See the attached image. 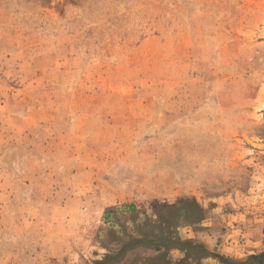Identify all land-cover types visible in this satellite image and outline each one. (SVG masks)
I'll return each instance as SVG.
<instances>
[{"label":"rangeland","instance_id":"1","mask_svg":"<svg viewBox=\"0 0 264 264\" xmlns=\"http://www.w3.org/2000/svg\"><path fill=\"white\" fill-rule=\"evenodd\" d=\"M163 231L264 264V0H0V264Z\"/></svg>","mask_w":264,"mask_h":264},{"label":"trees","instance_id":"2","mask_svg":"<svg viewBox=\"0 0 264 264\" xmlns=\"http://www.w3.org/2000/svg\"><path fill=\"white\" fill-rule=\"evenodd\" d=\"M196 209L199 213H202L203 211L198 206H196ZM168 211H177V208L169 207ZM163 233L166 234V236L154 238L141 237L133 240L130 244H124L117 252L111 254V256H106L103 260L95 262V264H112L113 261L120 259L125 251L133 246H147L153 248L155 251L161 252L157 256V260H161L158 264H170L167 254L173 250L183 252L187 259H190L192 255L199 257L200 259L208 258L211 255L210 252L200 244H194L189 240H179L178 238L168 234L166 231H163L162 234Z\"/></svg>","mask_w":264,"mask_h":264}]
</instances>
